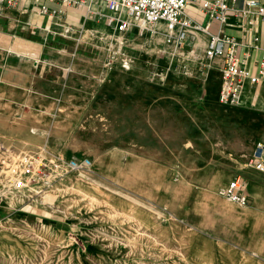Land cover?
Masks as SVG:
<instances>
[{"label": "crops", "instance_id": "obj_1", "mask_svg": "<svg viewBox=\"0 0 264 264\" xmlns=\"http://www.w3.org/2000/svg\"><path fill=\"white\" fill-rule=\"evenodd\" d=\"M83 1L85 6L19 0L11 6L0 0V118L8 129L1 136L10 141L9 130L22 115L29 130L25 143L50 144L63 151L66 161L88 158L91 170L103 178L112 176L117 164L126 170L124 176L129 167H140L157 185H174L176 176L186 177L177 182L188 193L202 186L205 211L216 220L196 244L207 263L264 264V174L246 167L244 159L264 140L243 151H217L197 122L210 85L218 87L221 104L224 60L207 59L210 34L233 38L238 58L257 73L264 56V19L256 7L251 14L245 10L248 2L263 6L264 0H225L232 9L225 25L204 9L203 3L211 0H189L185 16L206 30L190 31L182 46L174 48L163 35H140L134 29L118 35L115 47L126 54L114 60L74 54L82 34H97L106 42L105 35L117 33L106 22L87 18L91 0ZM43 5L59 14L41 13ZM92 7L104 10L100 2ZM159 29L166 28L160 24ZM241 108L264 116V83L257 88L247 83ZM217 158L231 164L225 168ZM238 176L246 182V207L220 194ZM65 184L62 178L54 186L62 193ZM43 226L54 229L49 222Z\"/></svg>", "mask_w": 264, "mask_h": 264}, {"label": "rangeland", "instance_id": "obj_2", "mask_svg": "<svg viewBox=\"0 0 264 264\" xmlns=\"http://www.w3.org/2000/svg\"><path fill=\"white\" fill-rule=\"evenodd\" d=\"M82 37L75 55L121 57L111 47L118 44L116 32L114 38L105 35L109 42L97 34ZM217 88L209 86L206 108H201L197 120L217 144L215 149L243 151L264 140V116L221 105ZM15 118L10 141L1 136L8 129L2 128L7 122L0 118V264H208L196 244L216 220L205 211L202 186L188 193L177 182L188 180L181 176L175 177L174 185H157L154 178L141 174L145 170L140 167H129L124 176L126 170H119L118 164L108 178L93 170L69 171L70 160H63V151L50 144L25 143L29 130L23 127L22 115ZM61 160L62 171L54 170ZM219 163L225 168L231 164L220 159ZM41 164L47 165L43 171L48 177H41ZM62 172L66 184L59 193L54 185L62 178L50 186L47 182ZM18 180L26 181L27 188L16 190ZM76 180L80 181L75 187ZM45 222L54 229L43 226Z\"/></svg>", "mask_w": 264, "mask_h": 264}, {"label": "built area", "instance_id": "obj_3", "mask_svg": "<svg viewBox=\"0 0 264 264\" xmlns=\"http://www.w3.org/2000/svg\"><path fill=\"white\" fill-rule=\"evenodd\" d=\"M19 0H9V5L15 6ZM59 2L65 6H85L83 0H51ZM100 2L104 6V10H96L92 6L94 3ZM189 0H91L87 7V18H93L106 22L108 26L115 27L118 35L130 32L134 29L138 30L140 35L150 33L153 36L163 35L166 42L174 48L182 46L183 42L189 35L190 31L206 30L201 25L194 23L185 16L186 8ZM248 8L245 10L247 14L253 13L250 8H258L257 14L264 19V5L260 6L258 2H248ZM204 9L209 13L211 19L218 20L225 25L228 21L231 7L225 0H211L203 3ZM43 14H51L57 16L58 11H50L47 6L43 5L39 8ZM1 16V11H0ZM164 24L165 31L159 29V25ZM120 36H118L119 40ZM119 42V41H118ZM119 44V43H118ZM238 43L231 37L222 33L210 34V41L206 49V57L208 60L222 58L224 66L220 68L222 89L220 92L221 104L228 107H241L244 103L247 83L253 88H257L264 83V56L261 60L257 73H252L243 64L242 60L237 56ZM111 46V45H110ZM111 46L114 54L119 53L124 56L120 49ZM117 51V52H115ZM164 52L161 53V56ZM163 57V56H162ZM125 66V65H124ZM126 67V66H125ZM163 81L164 77H160ZM42 152L46 154V149ZM41 158V155L38 154ZM245 165L264 174V141L255 144L253 152L245 155ZM60 160V159H58ZM63 160L58 165L53 166L54 170H61ZM92 161L88 158L75 159L66 162L69 171H90L92 169ZM43 170H47V165H39L41 177H48ZM43 171V172H42ZM66 173L62 172L55 176L50 186L58 179L64 177ZM45 181V180H44ZM46 182V181H45ZM28 183L24 180L15 182L16 190L27 188ZM221 196L230 202L241 207H246L249 200L246 194V182L238 176L234 178L228 186L220 192Z\"/></svg>", "mask_w": 264, "mask_h": 264}, {"label": "bare ground", "instance_id": "obj_4", "mask_svg": "<svg viewBox=\"0 0 264 264\" xmlns=\"http://www.w3.org/2000/svg\"><path fill=\"white\" fill-rule=\"evenodd\" d=\"M126 64H127V63H126ZM126 64H125V65H126ZM126 67H127V66H126Z\"/></svg>", "mask_w": 264, "mask_h": 264}]
</instances>
